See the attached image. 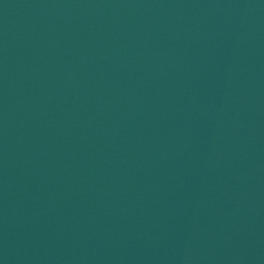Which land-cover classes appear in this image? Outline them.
I'll list each match as a JSON object with an SVG mask.
<instances>
[{
  "label": "water",
  "instance_id": "95a60500",
  "mask_svg": "<svg viewBox=\"0 0 264 264\" xmlns=\"http://www.w3.org/2000/svg\"><path fill=\"white\" fill-rule=\"evenodd\" d=\"M0 264H264V0H0Z\"/></svg>",
  "mask_w": 264,
  "mask_h": 264
}]
</instances>
